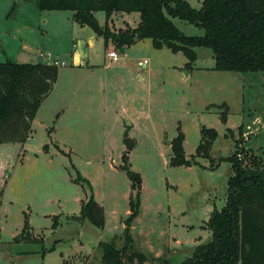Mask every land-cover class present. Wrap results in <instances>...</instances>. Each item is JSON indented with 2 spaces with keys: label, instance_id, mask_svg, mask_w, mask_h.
I'll use <instances>...</instances> for the list:
<instances>
[{
  "label": "rangeland",
  "instance_id": "374dc122",
  "mask_svg": "<svg viewBox=\"0 0 264 264\" xmlns=\"http://www.w3.org/2000/svg\"><path fill=\"white\" fill-rule=\"evenodd\" d=\"M186 1L200 9L204 0ZM96 17L103 26L106 14ZM139 18L118 14L114 25L134 27ZM174 23L187 36L204 34L186 21ZM109 45L118 62L72 12L41 11L37 0H0V63L59 62L20 162L0 164V264H104L100 243L116 237L124 245L133 191L121 166L129 144L127 166L142 181L131 236L134 251L149 257L145 264H182L210 241L207 224L226 205L233 174L227 158L237 141H245L247 167L264 169V73L217 71L209 49H197L189 69L184 53L155 49L151 40L128 50ZM202 127L218 133L216 167L201 157L191 167L172 166L174 139L184 135L192 159ZM90 186L106 209L104 229L71 218L80 215ZM26 220L28 240H19Z\"/></svg>",
  "mask_w": 264,
  "mask_h": 264
},
{
  "label": "trees",
  "instance_id": "16d2710c",
  "mask_svg": "<svg viewBox=\"0 0 264 264\" xmlns=\"http://www.w3.org/2000/svg\"><path fill=\"white\" fill-rule=\"evenodd\" d=\"M37 5L41 11L72 12L74 22L90 28L103 39L106 48L112 43L122 50L151 40L155 49L184 53L189 69L198 59L196 50L203 48L212 51L217 71L264 73V0H204L200 9L186 0H37ZM98 12L106 14L103 26L96 17ZM118 14H139L140 18L134 27L117 28L114 21ZM175 19L203 29L204 34L185 35L174 23ZM58 78L56 65L0 63V145L25 144L30 139L32 124L43 102L54 91ZM222 119H226V114ZM217 137L215 129L202 127L196 155L187 159L184 135L180 133L174 139L171 165L191 167L199 164L196 158L201 157L210 159L214 169L212 149ZM244 142L237 141L235 152L227 158L233 174L228 179L225 207L214 209L208 221L210 241L196 247L192 257L182 264H264V169L247 167ZM130 148L131 144L121 166L133 191L130 215L125 221L124 245L118 247L116 237L111 242L100 243L104 264H145L149 260L146 254L133 248L131 227L140 211L142 181L127 166ZM257 161L252 159L254 164ZM90 189L91 195L81 202L80 215L71 218L80 222L88 219L104 229L105 208L95 200L91 186ZM29 231L26 220L19 240L27 241L25 236Z\"/></svg>",
  "mask_w": 264,
  "mask_h": 264
},
{
  "label": "crops",
  "instance_id": "0c3cea01",
  "mask_svg": "<svg viewBox=\"0 0 264 264\" xmlns=\"http://www.w3.org/2000/svg\"><path fill=\"white\" fill-rule=\"evenodd\" d=\"M97 15V14H96ZM74 21V20H73ZM106 22V21H105ZM75 23V22H74ZM77 24V23H76ZM78 25V24H77ZM82 28H87V27H82ZM102 39V38H101ZM103 41V39H102ZM145 41V40H144ZM144 41H141L139 43H137L136 45H139L140 43L144 42ZM104 42V41H103ZM89 45L90 46H94V41L93 40H90L89 41ZM134 45V46H136ZM132 46V47H134ZM131 47V48H132ZM21 49L23 50V47H21ZM110 49V52L112 51H116L115 48L113 46H110L108 48H106V50H109ZM130 48H126V49H123V50H128ZM109 52V53H110ZM109 53H108V57H109ZM110 59V58H109ZM111 61H114L112 59H110ZM119 60H120V57H119ZM119 60L117 61H114V62H118ZM32 63H35V62H32ZM146 65V64H145ZM53 93V92H52ZM50 98V96L43 102L38 114H37V117L36 119L34 120L33 124H32V128L36 122V120L38 119L39 117V114L42 112V110L44 109V107L46 106V103L48 101V99ZM33 130V129H32ZM31 140V139H29ZM29 140L25 143V144H4V145H0V164L2 165H5L6 167H14V164H18L20 162V154L22 153L24 147L26 146V144L29 142ZM62 152V150H60ZM5 162L7 163V165L5 164ZM18 162V163H17ZM15 164V165H16ZM3 166V167H5ZM5 169V168H4ZM82 202V201H81ZM2 201L0 199V211H1V208H2ZM104 207V206H103ZM105 208V207H104ZM106 211V209H105ZM107 220V218H106ZM211 232V231H210Z\"/></svg>",
  "mask_w": 264,
  "mask_h": 264
},
{
  "label": "built area",
  "instance_id": "2783aa9c",
  "mask_svg": "<svg viewBox=\"0 0 264 264\" xmlns=\"http://www.w3.org/2000/svg\"><path fill=\"white\" fill-rule=\"evenodd\" d=\"M40 57H46V59L50 60V54L45 55L43 53H40ZM109 58L114 60V61H117V60H119V55L115 51H112V52L109 53ZM48 64L56 65V66L59 67V62H57V61H55V62L49 61Z\"/></svg>",
  "mask_w": 264,
  "mask_h": 264
},
{
  "label": "water",
  "instance_id": "95a60500",
  "mask_svg": "<svg viewBox=\"0 0 264 264\" xmlns=\"http://www.w3.org/2000/svg\"><path fill=\"white\" fill-rule=\"evenodd\" d=\"M128 129H130L129 127H128ZM171 142H168V144H170Z\"/></svg>",
  "mask_w": 264,
  "mask_h": 264
}]
</instances>
